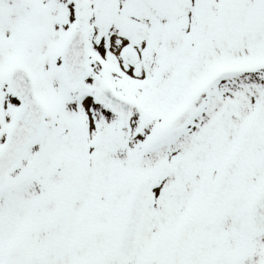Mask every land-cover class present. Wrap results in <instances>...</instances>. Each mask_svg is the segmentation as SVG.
<instances>
[{
    "label": "snow or ice",
    "instance_id": "1",
    "mask_svg": "<svg viewBox=\"0 0 264 264\" xmlns=\"http://www.w3.org/2000/svg\"><path fill=\"white\" fill-rule=\"evenodd\" d=\"M0 264H264V0H0Z\"/></svg>",
    "mask_w": 264,
    "mask_h": 264
}]
</instances>
